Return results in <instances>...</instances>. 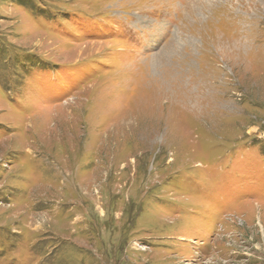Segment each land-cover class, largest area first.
<instances>
[{
	"label": "rangeland",
	"instance_id": "1",
	"mask_svg": "<svg viewBox=\"0 0 264 264\" xmlns=\"http://www.w3.org/2000/svg\"><path fill=\"white\" fill-rule=\"evenodd\" d=\"M0 264H264V0H0Z\"/></svg>",
	"mask_w": 264,
	"mask_h": 264
}]
</instances>
